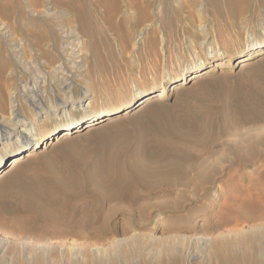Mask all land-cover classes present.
Instances as JSON below:
<instances>
[{
	"label": "rangeland",
	"instance_id": "obj_1",
	"mask_svg": "<svg viewBox=\"0 0 264 264\" xmlns=\"http://www.w3.org/2000/svg\"><path fill=\"white\" fill-rule=\"evenodd\" d=\"M31 1L0 0L4 9L12 11L9 18L0 15V43L13 64L5 96L15 104L19 99L34 105L35 112L40 107L52 109L54 104L59 108L62 105L65 112L57 111L52 118L39 112L35 117L38 128L57 127L56 134L0 177V264H264V236L253 253L245 255L247 243L243 244L254 238L253 231L260 222H234L250 185L259 184L264 189V106L255 113L247 103L261 97L258 90L264 88V46L246 65L238 62L240 46L247 39L264 37V0H250L252 6L245 20L247 28L250 25L252 29L250 33L230 27L226 16L216 17L214 6L204 0H196L187 11L176 9L181 0H164L167 11L163 13V0H152L148 18L136 24L128 0H119V10L113 15L119 26L117 32L107 30L100 20L99 24L115 54L116 62L110 64H118L127 83V87L113 88L120 89L119 99H127L132 90L137 93L129 103L132 107L127 113L120 110L62 138H57L65 127L61 124L72 114L81 117L88 105L87 101L74 103L71 108V104L63 106L61 100L69 95L77 99L86 92L80 76L84 63L76 62L77 53L67 55L75 48L72 43L81 38L62 35L74 29L58 26L59 53H55V62L48 64L19 28L43 27V14H50L55 23H63L70 15L47 1L38 16ZM215 24L226 33H239V38L216 43L212 36ZM119 33L128 37L125 47ZM21 47H26L25 53ZM224 47L231 55L215 60ZM210 59L207 72L176 90L166 88L164 98L137 106L143 94L159 90L162 84L170 87L183 73L192 72L195 64ZM36 79L37 89L30 91ZM112 99L105 97L101 102ZM149 109H159L157 116ZM22 114L20 128L36 133L33 116ZM177 120L180 123L175 132ZM9 132L14 135L9 123L0 124L3 167H8L11 157L21 151L6 148L16 143V136L6 139ZM154 137L163 141L165 151L151 150L147 154L150 138ZM122 146L127 155H143L148 169L130 185H113L115 195L110 199L100 198L99 187L92 179L84 181L85 188L76 196L50 189L49 181L44 180L63 164H77L92 178L98 158ZM18 170L26 173L23 183L12 179ZM205 178L211 183L197 190V183ZM174 202L183 206L173 212L169 205ZM61 207L59 217L41 216L44 211ZM236 230L246 237L242 245L233 253L218 251L214 238L233 242Z\"/></svg>",
	"mask_w": 264,
	"mask_h": 264
},
{
	"label": "bare ground",
	"instance_id": "obj_2",
	"mask_svg": "<svg viewBox=\"0 0 264 264\" xmlns=\"http://www.w3.org/2000/svg\"><path fill=\"white\" fill-rule=\"evenodd\" d=\"M47 1H51L52 4L58 9L65 10L70 15L68 19L63 21V23L61 22L55 23L53 21L54 20L53 17L50 14L48 15L43 14L45 15V17L42 19L44 24L43 27L35 26L34 30H29L27 28H22L21 26L19 29L22 31V33L26 38L25 40L28 41V43L34 49V51L38 53L39 57L44 58L48 64H53L55 62V57H56L55 53H59L58 46H59L60 37L56 32L57 27L61 25H67L70 28L74 29V31L70 30L67 31L66 34L63 33L62 35L67 37L79 36V38H81L80 42L77 41L76 43L75 41V43H72L74 44L75 48H72L67 55L72 56L73 53H77L76 57L78 58V60L76 62L84 63L85 68L81 71L80 76H81V81L85 82L86 92H84L82 96L77 97V99H75V97H73L72 95H69L64 99L61 98L60 99L62 100L63 106L71 104V108L73 107L74 103L76 105H78L79 103H85L86 101L88 103L81 117L78 118L74 114L72 115L70 114L71 117H69L61 124V126H65V127L64 128L60 127L62 128V131L57 136V138H62L64 136L72 135L76 131H78L80 127H90L95 123L102 122L104 117H107L110 114H117V112H119L120 110L124 109L123 111L124 113L129 112L132 107V105L129 103L137 93L135 94V92L132 90V93L129 95L127 99H123V98L119 99L120 97H118L119 96L118 93L120 89L114 90L113 87L115 85L118 86L125 85L127 87V83L123 80L122 72L118 68V64H110L116 62L115 54L111 47L110 40L104 34L103 31L104 28H102V26L99 24V20H100L102 25L106 26L107 30H113L117 32L119 26L113 21V15L117 10H119L120 1L119 0H32L31 1L32 8L35 10L38 16L42 15L41 10L39 9L41 7H44L46 3H48ZM195 1L196 0H181V2H179L180 3L179 8L176 9L179 10L185 9V11H187L186 8H188L191 10V7ZM204 1L208 6L209 4L211 6H214V9L213 8L212 9L213 11L214 10L215 11L212 13L215 14L216 17L226 16L228 19L227 21L228 25L230 27L235 26L240 29H245L248 30L249 33L252 30L250 25L247 28V24H245L247 12L252 6L250 0H204ZM151 2L152 0H128L129 8L132 10V22L136 24L148 18L149 16L148 8ZM162 5L166 9L165 10L163 8L164 9V11H162L163 13L167 11L166 2L164 4V0L162 2ZM99 8H102L103 10H100ZM11 13H12L11 10H8V8L4 9L0 4V15L2 16V18H9L11 16ZM190 16L191 15H188V17ZM9 31H13V30H9ZM118 36L121 39V43L124 44L125 47L128 39L127 35H123L119 33ZM212 36L214 37L213 40L216 43L219 40H225L229 42L232 39L239 38V33H232V31L231 33L230 32L226 33L224 30L219 28L218 25L215 24V29L214 32H212ZM246 41L248 42L243 43V45L240 46L241 54L239 55L240 60L238 62H242V66L246 65L247 60L255 56L256 52L257 51L259 52L260 48L264 46V37L262 35L257 37L255 36L251 40L247 39ZM1 43H0V124L9 123L12 126V130L14 131V135L12 136H16V143H13L12 145L6 148H9L10 149L9 151H11V149L13 148L14 149L19 148V150L21 151L16 155H14L13 157H11V162L8 165V167L10 166L9 168L3 167L2 159L5 155V152H2V154L0 155V177L5 175L6 172L10 171L12 167L14 168V165L17 164L19 161L23 160L25 156L30 155L31 152L35 150L36 147L39 146V144L44 143L45 140L49 139L50 137L56 134L57 127L52 129L45 128L42 130L38 128V124H37L38 119L36 120L35 117L39 115V112L46 113L47 118H52L56 116L57 111L65 112V109H62V105L59 108L57 104H54L52 106L53 107L52 109L51 107L49 108L50 110L49 109L44 110L43 107L37 108L36 106L37 111L35 112L33 108L34 105H29L28 103H22L19 101V99H16L17 104L14 103V100L12 98H10L9 101L7 100L5 94H6V88L8 87L9 84L8 80L12 77L11 68L13 64L10 63L9 58L5 54L6 48ZM25 48L26 47H21L23 53H25ZM217 54L218 55L215 58V60L221 59L223 56H225V54H227V57L231 55L227 47L220 49ZM211 62L212 61L210 59L205 63L199 64L200 63L199 62L198 64H195L192 72H190L188 75L186 73H183L180 81L173 82L170 85V87H166V84H162L160 85L161 88L159 90L150 91L148 93L143 94V96L140 97V99L141 98L143 99H141V103L138 104L137 106L144 104L150 99L164 98L166 88H168V90L171 91L176 90L178 86L185 84L189 79L197 77L203 72H207L208 71L207 67L209 68L211 66ZM72 67L78 68L77 66H72ZM115 67H117V69H114ZM112 73H113L112 75L113 79L107 77H103L101 80L95 79V77L100 78L101 76ZM141 75L143 74L140 73V76ZM36 76L37 79L42 78V76L40 75H36ZM37 79L33 81L32 88L30 91H34L37 89ZM178 82L181 83L179 84ZM256 89L258 90V88ZM258 92L261 94V97L257 98V100L254 101L253 99H249L247 102L249 107L256 111L255 113H257V110L259 108L264 106L263 104L264 88L262 89L260 88ZM105 97H109V98L114 97V99H112V101L102 104L101 100L103 98L105 99ZM33 102L35 103L36 100H34ZM157 111H155L154 109L148 110L149 113L154 114L155 116H157L156 115L158 113ZM25 112L33 116L32 119L34 120L33 121L31 120V122L33 123L34 127L38 129L36 130V133H33L31 131L26 133L25 132L26 129L20 128V126L24 123V114L22 113ZM179 123L180 120H177L175 122L173 127V129L174 128L175 129L173 131L177 129ZM10 136H11V132L7 133L6 139L10 140L12 138V136L11 137ZM150 140H151V144H149L148 147H151V149L147 147L148 149L147 154L151 153V150L157 153H163L165 151V147L161 139L154 137L153 139L150 138ZM251 143L249 145H251ZM249 147L250 146H248V151L252 149V148L250 149ZM125 148H126L125 146L118 147L116 149L108 150L103 155H101L96 162V166L93 171L92 178H89V175L86 176L87 174L85 175L79 169V166L77 164H63L61 167L56 168L54 172H51L52 175L45 177L44 180L49 181L50 189L53 187V190H56L57 192H65V193L67 192L69 194L74 193V195L76 196L77 192L85 188L84 181L85 180L89 181L90 179H92L91 182L94 185L96 184L97 187H99L98 190H99L100 198L110 199L115 195V193L112 190L113 185H119L123 183L126 185H130L131 183H133L135 179L142 177L145 174L144 172L147 171L148 169V166L145 164V159L143 155L138 156L139 155L138 153L137 154L130 153L129 155H127ZM255 153H257V151ZM238 157L239 159H243L242 156H238ZM25 175H26L25 171L18 170L15 176L12 177V179L15 180V182L17 183L18 182L23 183V178L25 177ZM207 183H211L210 178L200 179L199 182L197 183V185H200L199 188L197 187L198 188L197 190L201 188L204 189ZM254 184L252 183L250 185L251 187L247 190L246 193H244L246 197L244 196V200L240 204V212L238 211L239 213L234 216V222L236 224L244 223V222H252V223L260 222L258 226L256 225L257 228H255V230L253 229L254 231L252 230L254 234V238L252 237L251 239V237H249L248 239L251 240L247 241L248 239L246 240V237H244L245 235L243 234L245 232L241 233L243 235H240V232H238L239 233L238 234L237 230L235 231L237 233L236 236L237 238H235L233 242L223 240V238L216 236L214 238V246L218 251H222L224 253H233L238 249L239 246L242 245L243 240H246L243 243L244 245L245 242L247 243L246 245L247 250L245 251L246 252L245 255L247 253H253L257 250L260 238L264 236V189L261 186H259V184L257 185ZM197 185H195V187ZM40 203L43 204V202ZM180 205H181L180 203L174 202L173 204L171 203L169 206L172 209L171 211L174 212L180 208ZM181 206H183V204ZM159 207H162V205ZM61 210H55V211L52 209L51 210L49 209L48 211L43 210L44 213L42 212L43 214L41 216L47 219H54L59 215V213L63 212L62 207Z\"/></svg>",
	"mask_w": 264,
	"mask_h": 264
}]
</instances>
